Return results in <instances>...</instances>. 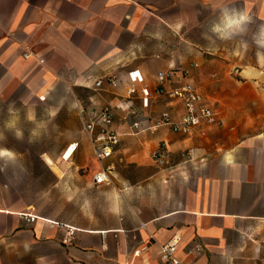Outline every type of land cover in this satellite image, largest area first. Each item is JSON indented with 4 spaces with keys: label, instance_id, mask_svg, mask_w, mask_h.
Here are the masks:
<instances>
[{
    "label": "crops",
    "instance_id": "1",
    "mask_svg": "<svg viewBox=\"0 0 264 264\" xmlns=\"http://www.w3.org/2000/svg\"><path fill=\"white\" fill-rule=\"evenodd\" d=\"M231 6L264 21V0H0V69L35 95L63 85L88 119L110 109L120 144L103 165L125 193L110 192L105 218L97 200L91 214L77 207V225L0 181V264H162L159 245L174 237L186 264H264V75L192 39L202 11ZM26 47L45 63L24 58ZM136 70L151 91L148 108L141 96L126 104ZM160 74L169 80L160 84ZM185 83L217 117L190 134L160 124L163 112L174 122L185 113L168 97ZM86 141L69 161L49 157L59 173L43 159L57 180L73 181L67 186H96L102 165ZM89 149L97 169L87 178ZM159 150L170 165L154 161ZM62 225L79 230L69 245Z\"/></svg>",
    "mask_w": 264,
    "mask_h": 264
},
{
    "label": "rangeland",
    "instance_id": "2",
    "mask_svg": "<svg viewBox=\"0 0 264 264\" xmlns=\"http://www.w3.org/2000/svg\"><path fill=\"white\" fill-rule=\"evenodd\" d=\"M234 6L221 7L213 13L202 11V19L192 39L200 48L213 46L217 56L234 65H256L264 75V46L257 43L264 29V21L251 19L243 32L227 39H221L213 31V27L220 23L223 10L232 13ZM81 109L78 99L63 85L53 88L48 94L35 95L4 69H0V151L11 152L18 159L14 161L0 156V181L17 183L19 188L38 200L37 206L44 213L68 214L71 222L77 225L83 222L78 208L83 206L91 214L95 211L96 200L97 210L105 218L112 190H117L125 200V193L119 191L115 179L114 184L100 188L94 185L67 186L73 181L57 180L43 160L46 157L54 171L59 173L51 158H62L71 144L79 143L75 156L81 151L82 139L87 140L86 144L89 142L82 128ZM29 114L34 115L33 120L28 119ZM13 119L16 120L15 128H8V123ZM17 129L22 132L19 139L15 135ZM33 132L37 134L33 136ZM89 153V163L81 170L87 178L93 176L97 169L93 167L95 161L90 149ZM122 172L126 174L127 170L122 169ZM129 172L142 175L138 170Z\"/></svg>",
    "mask_w": 264,
    "mask_h": 264
},
{
    "label": "built area",
    "instance_id": "3",
    "mask_svg": "<svg viewBox=\"0 0 264 264\" xmlns=\"http://www.w3.org/2000/svg\"><path fill=\"white\" fill-rule=\"evenodd\" d=\"M34 57L40 64H44L45 61L37 54H35L30 48L26 47L24 58L28 59ZM170 76L160 74L158 81L160 84H164L169 80ZM101 83H98L100 85ZM113 86H117V81H112ZM162 94L161 90L158 91ZM127 101L129 105L133 98L141 96L143 107L148 108L151 103V91L147 84L144 82V76L139 70H136L130 74V84L127 90ZM170 99H179L184 105L185 113L181 116L178 122H174L169 112H163L161 116L160 124L171 125L172 130L177 133L190 134L193 129L203 124H215L217 123V117L214 109L209 105L204 96L199 90L191 83H185L174 87L169 93ZM81 123L83 132L87 136L89 141L93 157L102 165V168L94 176V182L96 186L112 185L114 184L113 177L110 173L112 166H104V161L111 158L117 147L120 144V135L113 128V113L110 109H104L99 114L93 115L90 119L81 115ZM135 129H140V123H134ZM78 148V144H71L68 147L69 151L72 149L69 157H66L64 153L62 159L69 161L74 156L75 151ZM155 162L160 164L170 165L169 156L165 151H156L153 154ZM29 220L35 221V216H28ZM65 228V234L63 237V243L65 245L71 244L76 238L78 228L70 225H62ZM179 238L174 237L169 242L160 244V258L162 264H186L177 257ZM147 247H144L142 251H147ZM197 252H201L202 248L197 247ZM140 251H137L135 255H139Z\"/></svg>",
    "mask_w": 264,
    "mask_h": 264
},
{
    "label": "clouds",
    "instance_id": "4",
    "mask_svg": "<svg viewBox=\"0 0 264 264\" xmlns=\"http://www.w3.org/2000/svg\"><path fill=\"white\" fill-rule=\"evenodd\" d=\"M251 18L249 14L244 11L237 13L233 11L229 13L227 9L223 10V14L220 20V23L213 27V31L218 33L221 39L230 38L233 34L243 32L245 29V25L250 22ZM257 43L261 46H264V29L261 31L260 38L257 40ZM29 120L34 119V115L29 114ZM16 120L13 119L7 125L8 128H15ZM37 133L33 132L32 135L35 136ZM16 137L19 139L22 137V132L20 130H16ZM0 156H6L9 159L13 158V154L8 151H0Z\"/></svg>",
    "mask_w": 264,
    "mask_h": 264
},
{
    "label": "bare ground",
    "instance_id": "5",
    "mask_svg": "<svg viewBox=\"0 0 264 264\" xmlns=\"http://www.w3.org/2000/svg\"><path fill=\"white\" fill-rule=\"evenodd\" d=\"M67 150L65 151V153L67 152L66 157H69V155L71 154L72 149H70L69 151H67Z\"/></svg>",
    "mask_w": 264,
    "mask_h": 264
}]
</instances>
